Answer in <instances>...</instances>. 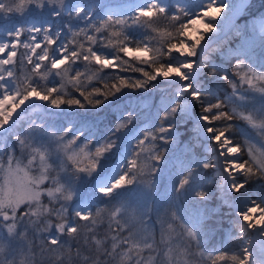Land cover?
Wrapping results in <instances>:
<instances>
[{"label":"snow or ice","instance_id":"6c2138e0","mask_svg":"<svg viewBox=\"0 0 264 264\" xmlns=\"http://www.w3.org/2000/svg\"><path fill=\"white\" fill-rule=\"evenodd\" d=\"M252 7L0 0V264H264ZM124 90L141 119H98ZM225 220L235 248L209 251Z\"/></svg>","mask_w":264,"mask_h":264},{"label":"trees","instance_id":"16d2710c","mask_svg":"<svg viewBox=\"0 0 264 264\" xmlns=\"http://www.w3.org/2000/svg\"><path fill=\"white\" fill-rule=\"evenodd\" d=\"M252 5H253V7H252L253 13L264 12V0H252ZM127 95H131V96L137 95V96L143 97V96L149 95V93L132 92L130 90H124L122 93L118 94L116 97L112 98L110 101L114 100L115 98H120L122 96L125 97ZM119 100H121V99H119ZM110 101H108V102H110ZM138 109L139 108L131 107L130 105H124V106H121V107H118V105H117V111L113 109V111L107 110L106 113H104L105 112L104 106H102L100 109L96 110L95 114L97 115V117H100V120H103L104 114H111L113 117H119L122 113H126L129 110H135L138 113V119H141L142 114L139 113ZM81 114H85V113L81 112ZM64 120H65V126L74 125L73 131L77 130L76 127H75L76 122H77V118L76 117H73L72 115L68 114V115H66L64 117ZM114 123H115V120L113 121V126H114ZM142 125L143 124H140V126H142ZM214 223H217V227H216L215 230L216 231H220L219 228H218V222H214ZM220 247H223L225 249V251H232L235 248V242L229 241L228 245H227V243L226 244L222 243L221 245H219V247H216V248H220ZM211 248H213V247H211ZM18 257H19V254L17 256V260H18Z\"/></svg>","mask_w":264,"mask_h":264},{"label":"rangeland","instance_id":"374dc122","mask_svg":"<svg viewBox=\"0 0 264 264\" xmlns=\"http://www.w3.org/2000/svg\"><path fill=\"white\" fill-rule=\"evenodd\" d=\"M139 97L140 96H137V95H134V96L127 95L123 99L121 98V100H119L118 98H115L114 100H112L110 102H107L104 105V110H105L104 113H106L107 110L113 111V109L117 111V105H118V107H121V106H124V105H130L131 107H137V108H139V106H140V100L138 99ZM69 115H72L73 117H76V116H74L71 113H69ZM81 115H84V114H81ZM97 118L100 119V117H97ZM140 127H143V125L140 126ZM137 131H139V129H137ZM218 228H219L220 231H216L217 235L215 236L214 240L209 245V248H208L209 251L212 250L211 247H215V248L216 247H219V245H221L222 243H224V244L227 243V245H228L229 241H231V240H229V239L226 238V235H224L226 233V229H227V221L226 220L223 221V226H221L218 223ZM5 254H7V246H6V243H5V253L4 254H0V255H5ZM18 254L19 253H17V256H18ZM19 259H21L20 255L18 257V260ZM200 264H206V262H203L202 261V262H200Z\"/></svg>","mask_w":264,"mask_h":264},{"label":"water","instance_id":"95a60500","mask_svg":"<svg viewBox=\"0 0 264 264\" xmlns=\"http://www.w3.org/2000/svg\"><path fill=\"white\" fill-rule=\"evenodd\" d=\"M121 98H124V96H122V97H120V98H118V99H121ZM118 99H117V100H118Z\"/></svg>","mask_w":264,"mask_h":264}]
</instances>
